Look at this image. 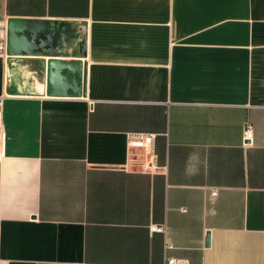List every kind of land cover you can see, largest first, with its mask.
<instances>
[{
	"label": "crops",
	"instance_id": "obj_1",
	"mask_svg": "<svg viewBox=\"0 0 264 264\" xmlns=\"http://www.w3.org/2000/svg\"><path fill=\"white\" fill-rule=\"evenodd\" d=\"M9 18L65 23L60 55L0 57L3 259L264 264V0H0ZM50 59L85 64V96L47 94Z\"/></svg>",
	"mask_w": 264,
	"mask_h": 264
},
{
	"label": "water",
	"instance_id": "obj_2",
	"mask_svg": "<svg viewBox=\"0 0 264 264\" xmlns=\"http://www.w3.org/2000/svg\"><path fill=\"white\" fill-rule=\"evenodd\" d=\"M64 23L58 20L9 18L7 20V55L17 54L18 51L23 49L29 51L30 54L36 55H60V46L56 44V41H58L60 36L58 34L60 31L59 27H62ZM64 36V40H66L67 34H64ZM67 45L69 46V44ZM79 46H82L79 54L84 55V40ZM46 66V92L48 95H86V67L81 60L61 61L50 59L47 61ZM208 243L209 234L205 238V244L208 245Z\"/></svg>",
	"mask_w": 264,
	"mask_h": 264
},
{
	"label": "built area",
	"instance_id": "obj_3",
	"mask_svg": "<svg viewBox=\"0 0 264 264\" xmlns=\"http://www.w3.org/2000/svg\"><path fill=\"white\" fill-rule=\"evenodd\" d=\"M6 45H7V23L6 21H0V57H6ZM6 94H0V157L4 154V145L6 140V131L3 125V118H2V106L3 100ZM243 140L248 141L252 139L253 136V128L252 124L247 121L243 126ZM154 137L153 133H144V132H133L129 134V141L128 145L131 148H137L139 154L142 156L140 161V166L142 170L153 171L160 168L157 163V156L154 152L153 144H154ZM137 160V159H135ZM217 189L214 188L212 190V194H216ZM149 231L152 232H160L165 237V248L169 249L172 247V244L167 239V232L168 228L165 223L163 224H156L150 223L149 224ZM0 264H9L8 260L3 259L0 256ZM68 264H85L82 262H71ZM166 264H180V260L170 257L167 259Z\"/></svg>",
	"mask_w": 264,
	"mask_h": 264
}]
</instances>
